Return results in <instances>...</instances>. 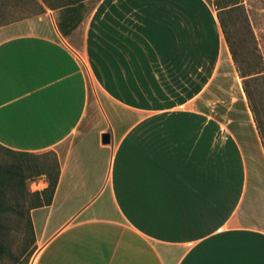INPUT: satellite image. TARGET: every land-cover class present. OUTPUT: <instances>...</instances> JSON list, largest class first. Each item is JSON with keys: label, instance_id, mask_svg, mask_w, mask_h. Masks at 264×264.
<instances>
[{"label": "crops", "instance_id": "crops-1", "mask_svg": "<svg viewBox=\"0 0 264 264\" xmlns=\"http://www.w3.org/2000/svg\"><path fill=\"white\" fill-rule=\"evenodd\" d=\"M128 2L115 0V28L89 30L106 60L93 73L87 44L73 52L48 14L0 27V147L53 151L58 164L50 203L28 210L32 264H264L253 121L243 111L222 122L190 102L199 92L181 105L140 104L139 68L171 47L162 14L148 23Z\"/></svg>", "mask_w": 264, "mask_h": 264}, {"label": "rangeland", "instance_id": "rangeland-1", "mask_svg": "<svg viewBox=\"0 0 264 264\" xmlns=\"http://www.w3.org/2000/svg\"><path fill=\"white\" fill-rule=\"evenodd\" d=\"M68 1L0 0V27L41 14L50 15L56 26L61 14L59 6ZM141 1L129 0L125 6H134L135 12L141 11L139 8L144 9L148 23L155 24L158 18L163 17L161 22L168 41L166 47L169 49L170 46L171 51L162 57H153L145 71L139 68L140 76L144 72L147 76L141 78L138 74L136 84H132L141 95L143 92L147 94L139 103L152 108L171 107L185 103L190 96L199 92L190 102L211 111L222 122L240 121L243 111L246 112L264 147V0H204L206 4L203 0H196L195 3L200 6L198 12L196 5L190 1ZM227 2L236 4L217 14L214 5L220 7ZM82 5L78 25L65 37L59 34L76 54H80V48L87 44L88 66L93 73V67L98 69L106 60H99L101 52L95 49L91 37L92 42L89 43V30L115 28V0H83ZM157 12L162 17H156ZM149 15L152 19H148ZM216 15L221 20L222 28ZM175 20L178 22L177 29L172 27L168 30ZM212 29L214 34L211 33ZM221 48L226 56V66L219 65ZM217 54L216 67H213ZM211 73L213 75L209 79ZM207 78L208 82H205ZM190 89L192 93L186 96ZM54 159L53 151L32 158H20L0 149V164L30 160L51 168ZM26 174L30 175L31 172L26 171ZM42 181L46 182L44 176L30 177L25 179L22 188H6L0 194V247L3 251L0 253V264L33 263L36 250L27 232V213L35 202L30 193L39 191Z\"/></svg>", "mask_w": 264, "mask_h": 264}, {"label": "trees", "instance_id": "trees-1", "mask_svg": "<svg viewBox=\"0 0 264 264\" xmlns=\"http://www.w3.org/2000/svg\"><path fill=\"white\" fill-rule=\"evenodd\" d=\"M204 1V0H203ZM206 4V2L204 1ZM83 0H70L63 5L59 6L61 8V14L59 16V20L56 22V28L58 32L61 34L62 37L68 35V33L74 29L78 23L81 21V13L80 10L82 9ZM235 3L227 2L223 6H218V4L214 5L217 14L223 11L224 8L231 9ZM217 22L219 27L222 28L221 20L216 15ZM246 93V91H245ZM248 98V95L246 93ZM0 149L6 153L13 154L16 157L20 158H32L37 155H33L30 153H23V152H14L8 149H4L0 147ZM54 164L51 168L46 167L44 164H36L31 162L30 160H21L17 162H12L10 164H0V194L6 188H22L25 179L34 177V176H44L45 181L47 183L46 187L40 191H34L31 194L33 199L35 200L34 204H32L29 208L40 207L43 205H48L50 203L51 196L53 194L55 184L58 177V164L57 161L54 159ZM36 169V171H35ZM26 171L31 172L30 175L26 174ZM34 171V172H33ZM0 204H1V197H0ZM27 232L30 236V241L33 244V231L31 228L30 220L27 213ZM0 253H3L2 248L0 247Z\"/></svg>", "mask_w": 264, "mask_h": 264}, {"label": "water", "instance_id": "water-1", "mask_svg": "<svg viewBox=\"0 0 264 264\" xmlns=\"http://www.w3.org/2000/svg\"><path fill=\"white\" fill-rule=\"evenodd\" d=\"M100 139L102 144H107L109 141V134L108 133L102 134Z\"/></svg>", "mask_w": 264, "mask_h": 264}]
</instances>
